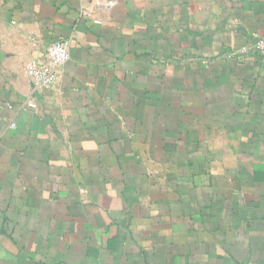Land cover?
<instances>
[{
	"label": "crops",
	"instance_id": "0c3cea01",
	"mask_svg": "<svg viewBox=\"0 0 264 264\" xmlns=\"http://www.w3.org/2000/svg\"><path fill=\"white\" fill-rule=\"evenodd\" d=\"M94 1L0 0V264H264V0Z\"/></svg>",
	"mask_w": 264,
	"mask_h": 264
},
{
	"label": "built area",
	"instance_id": "2783aa9c",
	"mask_svg": "<svg viewBox=\"0 0 264 264\" xmlns=\"http://www.w3.org/2000/svg\"><path fill=\"white\" fill-rule=\"evenodd\" d=\"M115 3L116 0H95L93 8L82 5L80 14L83 18H91L96 23H101L102 20L99 12L110 10ZM255 49L264 55V34L257 40ZM70 57L71 41L61 38L49 46L41 61H32L28 73L35 89L39 91L49 87L58 75L62 73ZM28 104L33 108H37V104L33 98L28 101Z\"/></svg>",
	"mask_w": 264,
	"mask_h": 264
}]
</instances>
